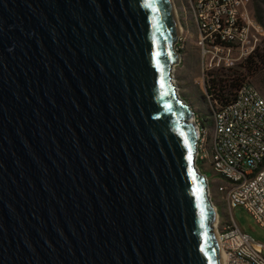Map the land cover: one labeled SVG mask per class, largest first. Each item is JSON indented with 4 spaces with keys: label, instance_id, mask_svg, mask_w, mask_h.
Segmentation results:
<instances>
[{
    "label": "water",
    "instance_id": "water-1",
    "mask_svg": "<svg viewBox=\"0 0 264 264\" xmlns=\"http://www.w3.org/2000/svg\"><path fill=\"white\" fill-rule=\"evenodd\" d=\"M178 35L169 0H0V264H220Z\"/></svg>",
    "mask_w": 264,
    "mask_h": 264
},
{
    "label": "built area",
    "instance_id": "built-area-1",
    "mask_svg": "<svg viewBox=\"0 0 264 264\" xmlns=\"http://www.w3.org/2000/svg\"><path fill=\"white\" fill-rule=\"evenodd\" d=\"M171 1L179 6L181 16V23L177 19L180 31L175 50L184 40V32L193 30L203 79L242 65L263 47L264 27L255 17L251 0ZM206 97L208 119L193 121L197 133L194 161L197 170L204 172L207 186L217 183L227 212L219 229L221 217L216 208L223 264H264V244L243 232L233 219L234 210L243 209L264 229V98L249 83L236 92L228 106ZM207 171L211 178L206 176Z\"/></svg>",
    "mask_w": 264,
    "mask_h": 264
},
{
    "label": "rangeland",
    "instance_id": "rangeland-1",
    "mask_svg": "<svg viewBox=\"0 0 264 264\" xmlns=\"http://www.w3.org/2000/svg\"><path fill=\"white\" fill-rule=\"evenodd\" d=\"M251 1L252 8L254 9L253 0ZM173 5L175 15L177 11L176 19H178V21L181 23L179 6L177 4ZM259 7L261 11V23H259L264 27V0L260 1ZM183 38L184 40L178 45L179 48L177 52L180 54V59L179 63L174 66L175 68L173 72V81L176 86L179 98L190 107L191 111L194 113L193 121L196 120L197 122L199 120H204L207 116L210 115L209 101L206 97V94H208L207 81L210 79V76L203 79L200 72L199 52L198 48L195 45L194 31L191 30L189 34L184 32ZM262 48L260 50H262ZM245 63L234 68L232 71H217L213 72L212 74L219 73L224 75H234L237 72L238 75H242L245 78V81L255 87L264 98V68L259 69L255 74L251 75L242 68ZM207 119L208 118H206V120ZM206 126H210V123L206 122ZM201 173L204 174L203 171H201ZM205 174L208 178H211V173L209 171H207ZM214 180L218 181L217 178H214ZM208 186L212 205L214 208H218V210H220L221 219L219 220L218 226V228L220 229L224 221L222 219L224 218V215L225 220L227 219V212L225 211V206L220 199V195L217 193V183L209 182ZM221 210H223L225 214H223ZM233 219L243 232L252 237L256 242L264 244V229L257 225L254 219L247 212H245L243 209H236L233 212Z\"/></svg>",
    "mask_w": 264,
    "mask_h": 264
},
{
    "label": "trees",
    "instance_id": "trees-1",
    "mask_svg": "<svg viewBox=\"0 0 264 264\" xmlns=\"http://www.w3.org/2000/svg\"><path fill=\"white\" fill-rule=\"evenodd\" d=\"M261 0H253L254 13L256 19L261 23L260 7ZM248 74H255L261 68H264V44L262 50L255 52L242 67ZM233 70V69H232ZM228 70L225 72H229ZM210 79L207 81V96L211 102H217L223 106H228L233 102L236 92L245 84V78L238 75L209 74Z\"/></svg>",
    "mask_w": 264,
    "mask_h": 264
},
{
    "label": "bare ground",
    "instance_id": "bare-ground-1",
    "mask_svg": "<svg viewBox=\"0 0 264 264\" xmlns=\"http://www.w3.org/2000/svg\"><path fill=\"white\" fill-rule=\"evenodd\" d=\"M169 2H170V4H171V8H172V12H173V16H174V19H175V23H176V26H177V29H178V33H179V29H180V27H179V23H178V25H177V19H176V15H175V11H174V8H173V4H172V1L171 0H169ZM174 82V81H173ZM177 96H179L178 95V93H177ZM214 208V207H213ZM214 211H215V216H214V222H213V228H214V230H215V228H216V225H217V221H218V219H217V217H218V215H217V209L216 208H214ZM216 231L217 230H215V233H216ZM216 243H217V249H218V254H219V261H220V264H223V256H222V253H221V251H220V249H219V245H218V240H217V234H216Z\"/></svg>",
    "mask_w": 264,
    "mask_h": 264
},
{
    "label": "snow or ice",
    "instance_id": "snow-or-ice-1",
    "mask_svg": "<svg viewBox=\"0 0 264 264\" xmlns=\"http://www.w3.org/2000/svg\"><path fill=\"white\" fill-rule=\"evenodd\" d=\"M150 6V5H149Z\"/></svg>",
    "mask_w": 264,
    "mask_h": 264
}]
</instances>
